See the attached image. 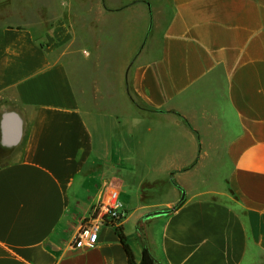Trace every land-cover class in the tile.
Returning <instances> with one entry per match:
<instances>
[{
  "label": "crops",
  "instance_id": "crops-1",
  "mask_svg": "<svg viewBox=\"0 0 264 264\" xmlns=\"http://www.w3.org/2000/svg\"><path fill=\"white\" fill-rule=\"evenodd\" d=\"M109 179L137 263L264 264V0H0V264H128Z\"/></svg>",
  "mask_w": 264,
  "mask_h": 264
},
{
  "label": "built area",
  "instance_id": "built-area-1",
  "mask_svg": "<svg viewBox=\"0 0 264 264\" xmlns=\"http://www.w3.org/2000/svg\"><path fill=\"white\" fill-rule=\"evenodd\" d=\"M124 203L120 198V187L115 179L104 183L99 209L85 220L74 237L71 248H92L98 243L101 226L118 229L126 217Z\"/></svg>",
  "mask_w": 264,
  "mask_h": 264
},
{
  "label": "trees",
  "instance_id": "trees-1",
  "mask_svg": "<svg viewBox=\"0 0 264 264\" xmlns=\"http://www.w3.org/2000/svg\"><path fill=\"white\" fill-rule=\"evenodd\" d=\"M172 183L182 192L184 193L185 190L174 180L172 179ZM147 198V196L144 194L143 195V200H145ZM183 201L180 202L179 204H177L175 206V210L178 209L181 205H182ZM175 210H168V211H162L163 214H167L171 211H175ZM117 232L119 234L121 243L127 253V257H128V264H163L161 261H159L151 252L147 242H145V245L143 247V253H142V260L140 263H137L135 260V256L134 253L132 251L131 246L129 245L128 241H127V237L123 231L122 227H119L117 229Z\"/></svg>",
  "mask_w": 264,
  "mask_h": 264
},
{
  "label": "rangeland",
  "instance_id": "rangeland-1",
  "mask_svg": "<svg viewBox=\"0 0 264 264\" xmlns=\"http://www.w3.org/2000/svg\"><path fill=\"white\" fill-rule=\"evenodd\" d=\"M43 24H44V28H43V29L45 30V29H47V28L49 27L50 22H49V21H45ZM41 33H42V32H41ZM40 39H42V38H40ZM6 160L8 161L9 159H8V158H7V159L4 158V160H2V162H3V161H6ZM214 184H215L216 187L219 188V189H222V188H223V184L220 183V182H217V183H214ZM212 185H213V183H208L207 185H205V188H207V187H208V188H209V187H212ZM158 216H161V215H153V216H150V217H148V218L150 219V218H155V217H158ZM148 218H147V219H148Z\"/></svg>",
  "mask_w": 264,
  "mask_h": 264
},
{
  "label": "water",
  "instance_id": "water-1",
  "mask_svg": "<svg viewBox=\"0 0 264 264\" xmlns=\"http://www.w3.org/2000/svg\"><path fill=\"white\" fill-rule=\"evenodd\" d=\"M184 193H183V198L182 199H184ZM172 210H175V207L172 209ZM161 214H163V212L161 211V212H157V213H154V214H149V215H147V217H150V216H152V215H161Z\"/></svg>",
  "mask_w": 264,
  "mask_h": 264
}]
</instances>
